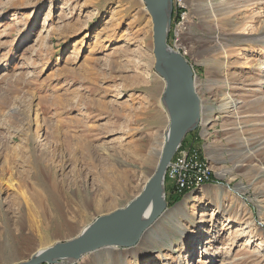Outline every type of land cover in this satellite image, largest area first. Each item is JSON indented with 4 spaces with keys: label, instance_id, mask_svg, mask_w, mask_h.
Here are the masks:
<instances>
[{
    "label": "rangeland",
    "instance_id": "1",
    "mask_svg": "<svg viewBox=\"0 0 264 264\" xmlns=\"http://www.w3.org/2000/svg\"><path fill=\"white\" fill-rule=\"evenodd\" d=\"M172 7L167 45L211 107L181 147L216 181L165 213L185 203L183 230L218 232L213 264H264V0ZM155 61L143 0H0V264L75 237L142 192L169 123ZM203 239L191 253L157 248L153 264L161 253L196 264ZM110 249L76 264H117L127 250Z\"/></svg>",
    "mask_w": 264,
    "mask_h": 264
},
{
    "label": "water",
    "instance_id": "2",
    "mask_svg": "<svg viewBox=\"0 0 264 264\" xmlns=\"http://www.w3.org/2000/svg\"><path fill=\"white\" fill-rule=\"evenodd\" d=\"M143 1L152 21L154 58L175 72L162 96L169 123L156 170L142 192L124 208L97 217L75 237L37 249L11 264H76L85 255L108 247L133 246L167 211L166 172L186 135L199 125L200 102L192 67L167 45L173 0Z\"/></svg>",
    "mask_w": 264,
    "mask_h": 264
},
{
    "label": "bare ground",
    "instance_id": "3",
    "mask_svg": "<svg viewBox=\"0 0 264 264\" xmlns=\"http://www.w3.org/2000/svg\"><path fill=\"white\" fill-rule=\"evenodd\" d=\"M155 64H156L155 65L156 72L163 77V79L165 80V83L167 82V80H169L171 78V76H174V74H175L174 71L168 69L167 67H162L158 61H155ZM167 85H168V83L165 84V86H166L165 90L167 88ZM195 91H196V89H195ZM164 93H165V91H164ZM196 94H197V92H196ZM199 102H200V115H199L200 122L199 123H201L202 118L207 115L206 111L210 112L211 107L209 106L208 108H202V104H201L200 99H199ZM164 108H165V106H164ZM165 110H166V108H165ZM205 112H206V114H205ZM199 190H201V189H199ZM195 198L196 197H194V200H195ZM184 217H187V211H186L185 203L177 205L174 209L169 210L158 221H156L153 226H151L146 232H144L142 234L141 238L139 239V241L136 244H134L133 246H130V247L121 248V249H127V250L123 251V256L121 257L120 260H118L117 264H126L125 260L127 259V257L137 258L138 263H140V261H141V264H153L157 261V259H155V256L153 254V252L157 248L166 249V252L169 251L173 254L181 253L183 250L185 251V249L191 253L193 250V248H192L193 244L194 243L196 244L200 238H204L203 241L205 239H207V240H205V245L202 244V246L199 249L200 255L197 259L196 264H203V263L213 264V263L218 262V261H216V259L219 258V256H220L219 252L217 249L213 250V248H211V245L214 244L218 238V232H211V230L208 229V230H196V231H194V233L189 234L185 230H183V228L179 222ZM200 222H203V220ZM165 228H167V230L168 229L170 230V233H172L171 236H173V237H178V239L179 238L180 239L186 238V242L184 244L182 243L183 244L182 247H181L180 242L177 243L178 245L175 246V244L173 243V241L169 237L170 235H168L165 232ZM135 246H137V247H135ZM110 248H118V247L105 248L104 250H106V252H104L102 250V252L100 254H98V260H100L101 257L111 258L114 251L111 250ZM107 249H108V251H107ZM3 251H4V248L2 247V250H0V255L2 254ZM15 256L16 255H12L9 257H10V259L13 260V257H15ZM178 258H181V254H180V257H178ZM159 259L164 264H167V261L170 260L169 256H166L163 253H161L159 255ZM68 261H70V260H68ZM177 264H189V262H186L185 260L183 261V260L179 259ZM229 264H233V262H229Z\"/></svg>",
    "mask_w": 264,
    "mask_h": 264
},
{
    "label": "built area",
    "instance_id": "4",
    "mask_svg": "<svg viewBox=\"0 0 264 264\" xmlns=\"http://www.w3.org/2000/svg\"><path fill=\"white\" fill-rule=\"evenodd\" d=\"M181 9L178 2L176 15L180 16ZM166 176L169 182V185L166 184L167 191L171 195H182L185 192L193 194L203 186L214 184V175L209 163L190 146L178 150L167 169Z\"/></svg>",
    "mask_w": 264,
    "mask_h": 264
},
{
    "label": "trees",
    "instance_id": "5",
    "mask_svg": "<svg viewBox=\"0 0 264 264\" xmlns=\"http://www.w3.org/2000/svg\"><path fill=\"white\" fill-rule=\"evenodd\" d=\"M174 13H175V11L173 10V14H172V20L175 18V15H174ZM187 136L188 135H186V138H187ZM186 138H185V140H186ZM184 140V141H185ZM183 144H184V142H183ZM166 186V185H165ZM168 194V191H167V187H166V195ZM182 197H183V195H178V196H176L175 198H173L170 202H167V204L169 205V204H171V205H174V204H176L178 201H180L181 199H182Z\"/></svg>",
    "mask_w": 264,
    "mask_h": 264
},
{
    "label": "crops",
    "instance_id": "6",
    "mask_svg": "<svg viewBox=\"0 0 264 264\" xmlns=\"http://www.w3.org/2000/svg\"><path fill=\"white\" fill-rule=\"evenodd\" d=\"M9 254H10V252H9ZM12 256V255H11ZM17 257V258H16ZM19 259H21L19 256H15L14 257V259H13V261H15V260H19Z\"/></svg>",
    "mask_w": 264,
    "mask_h": 264
}]
</instances>
